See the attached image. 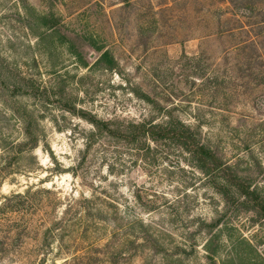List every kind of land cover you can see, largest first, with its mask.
Returning a JSON list of instances; mask_svg holds the SVG:
<instances>
[{
  "label": "rangeland",
  "instance_id": "1",
  "mask_svg": "<svg viewBox=\"0 0 264 264\" xmlns=\"http://www.w3.org/2000/svg\"><path fill=\"white\" fill-rule=\"evenodd\" d=\"M227 5L0 0V206H9L0 221L12 233L0 264H166L163 250L134 255L136 245L210 238L222 246L217 264L232 243L255 256L251 243L264 261V219L238 198L227 203L221 181L181 147L98 135L85 118L122 132L184 121L264 194V82L255 77L264 69L225 57ZM106 50L112 69L98 62ZM27 130L39 135L35 149ZM198 249L191 264H213Z\"/></svg>",
  "mask_w": 264,
  "mask_h": 264
},
{
  "label": "trees",
  "instance_id": "2",
  "mask_svg": "<svg viewBox=\"0 0 264 264\" xmlns=\"http://www.w3.org/2000/svg\"><path fill=\"white\" fill-rule=\"evenodd\" d=\"M228 5V13L230 17L226 21H222L219 18V24L221 28L218 34L224 38H227L226 43L230 45L225 49L227 59H235L238 63H243L249 67H261L264 69V26H260L257 21L247 24L245 19L256 18L258 15L264 13V0H224ZM264 22V20H263ZM225 30L223 29V26ZM257 27V28H256ZM223 29V30H222ZM79 59L81 56L76 51H71ZM100 64L103 62L106 68L112 69L116 64L114 57L109 51H104L98 61ZM264 82V73L255 76ZM86 115H82L85 117ZM89 119L90 123L95 128V133L98 135H105L116 139H123L128 142H135L140 137H147L153 141H163L174 143L186 151L192 162L205 173L207 176L212 177L214 180L218 179L221 182L215 183L219 193L223 196L227 203H230L234 198H238L240 205L254 211L259 217L264 219V194L257 188L252 187L248 180L239 176L231 166L226 164L216 152L204 144L196 131L184 121L174 120L172 117L164 123L143 122L133 125V129L130 132H122L118 129L110 127L108 122L97 119L96 117H85ZM27 138H31L32 148L39 146V135L33 134L30 130L26 131ZM1 174V169H0ZM2 182L0 181V187ZM238 195V197H237ZM13 198L25 199L26 193H13ZM10 197H5V200ZM8 206V203H2L0 211H3ZM3 224L0 221V242L5 243V239H9L11 232L2 233ZM52 228H46L44 235L46 241L49 240ZM155 245L138 243L135 247L136 255L144 248L152 250L159 249L167 253L169 258L166 264H191V256L198 258L200 251L199 247L204 251L203 257L208 263L217 264L218 257L221 256L222 246L219 243H215L214 238L207 239L203 244L198 245L192 243L191 245L185 244H171L167 245L162 243L158 239H153ZM245 239H241V242H245ZM148 242V241H147ZM247 242V241H246ZM48 243V242H47ZM6 244V243H5ZM135 245L134 241L132 243ZM249 246L255 256L251 254H243L238 250V243H232L229 254L224 259H219V264H264L263 260L258 259V254L253 249L251 243ZM47 246V245H46ZM162 252V251H161ZM77 253V252H76ZM74 253V255L76 254ZM76 256V255H75ZM67 261V260H66Z\"/></svg>",
  "mask_w": 264,
  "mask_h": 264
}]
</instances>
